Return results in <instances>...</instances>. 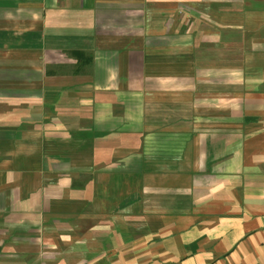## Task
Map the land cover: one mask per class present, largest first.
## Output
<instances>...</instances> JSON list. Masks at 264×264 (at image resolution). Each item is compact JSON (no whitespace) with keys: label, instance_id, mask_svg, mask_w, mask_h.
<instances>
[{"label":"crops","instance_id":"0c3cea01","mask_svg":"<svg viewBox=\"0 0 264 264\" xmlns=\"http://www.w3.org/2000/svg\"><path fill=\"white\" fill-rule=\"evenodd\" d=\"M0 264H264V0H0Z\"/></svg>","mask_w":264,"mask_h":264}]
</instances>
